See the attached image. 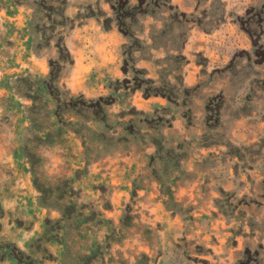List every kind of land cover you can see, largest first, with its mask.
<instances>
[{"label":"rangeland","instance_id":"1","mask_svg":"<svg viewBox=\"0 0 264 264\" xmlns=\"http://www.w3.org/2000/svg\"><path fill=\"white\" fill-rule=\"evenodd\" d=\"M0 264H264V0H0Z\"/></svg>","mask_w":264,"mask_h":264},{"label":"trees","instance_id":"2","mask_svg":"<svg viewBox=\"0 0 264 264\" xmlns=\"http://www.w3.org/2000/svg\"><path fill=\"white\" fill-rule=\"evenodd\" d=\"M120 16H121V15H120ZM108 21H109V19H107V20H106V23H104V26H105V27H108V23H107ZM124 25H125V24H124Z\"/></svg>","mask_w":264,"mask_h":264},{"label":"bare ground","instance_id":"3","mask_svg":"<svg viewBox=\"0 0 264 264\" xmlns=\"http://www.w3.org/2000/svg\"><path fill=\"white\" fill-rule=\"evenodd\" d=\"M215 195V194H214ZM150 197V196H149ZM180 200V199H179ZM194 214V213H193ZM197 214H199V213H197ZM206 240V239H205Z\"/></svg>","mask_w":264,"mask_h":264}]
</instances>
